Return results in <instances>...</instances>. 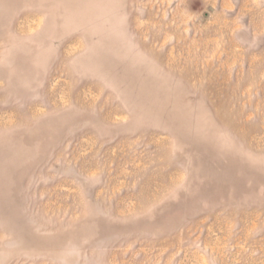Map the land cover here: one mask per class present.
<instances>
[{"label": "rangeland", "instance_id": "374dc122", "mask_svg": "<svg viewBox=\"0 0 264 264\" xmlns=\"http://www.w3.org/2000/svg\"><path fill=\"white\" fill-rule=\"evenodd\" d=\"M0 264H264V0H0Z\"/></svg>", "mask_w": 264, "mask_h": 264}]
</instances>
